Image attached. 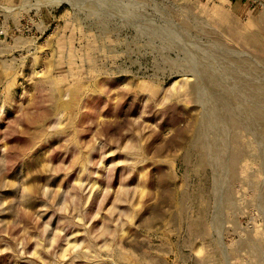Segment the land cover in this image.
Instances as JSON below:
<instances>
[{
	"label": "rangeland",
	"instance_id": "rangeland-1",
	"mask_svg": "<svg viewBox=\"0 0 264 264\" xmlns=\"http://www.w3.org/2000/svg\"><path fill=\"white\" fill-rule=\"evenodd\" d=\"M0 264H264V0H0Z\"/></svg>",
	"mask_w": 264,
	"mask_h": 264
},
{
	"label": "bare ground",
	"instance_id": "bare-ground-1",
	"mask_svg": "<svg viewBox=\"0 0 264 264\" xmlns=\"http://www.w3.org/2000/svg\"><path fill=\"white\" fill-rule=\"evenodd\" d=\"M53 5V4H52ZM197 61V60H196ZM206 63V62H205ZM237 70V69H236ZM197 71V70H196ZM239 72V71H238ZM231 73V72H230ZM238 75V74H236ZM200 76V75H199ZM202 78V77H201ZM207 78V77H206ZM211 85V84H210ZM240 94V93H239ZM222 96V95H221ZM221 99V98H220ZM224 100V99H223ZM250 101V100H249ZM221 102V101H220ZM224 105V104H223Z\"/></svg>",
	"mask_w": 264,
	"mask_h": 264
}]
</instances>
